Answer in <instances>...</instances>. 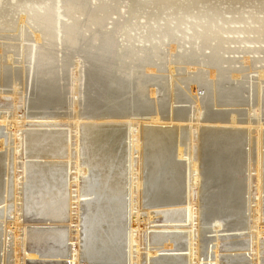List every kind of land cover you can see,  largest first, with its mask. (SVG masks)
<instances>
[{
	"label": "bare ground",
	"instance_id": "6f19581e",
	"mask_svg": "<svg viewBox=\"0 0 264 264\" xmlns=\"http://www.w3.org/2000/svg\"><path fill=\"white\" fill-rule=\"evenodd\" d=\"M11 33L15 42L5 41ZM1 38L0 88L17 96L30 80L33 107L73 108L67 116L35 115L39 121L28 126L55 129L24 132L14 149L12 133L18 138L23 125L17 104L12 120L0 117V151L8 147L0 156V254L14 247L10 264H25L17 255L20 211L54 223L76 205V243L66 233L36 230L23 240L32 259L63 240L65 256L54 246L53 257L69 264H148L158 251L184 247L187 238L188 256L152 263L200 264L202 225L215 223L218 233L224 219L242 214L246 197L260 214L264 0H0ZM235 54L242 57H229ZM190 100L192 114L175 107ZM219 106L245 108L214 109ZM64 126L67 131L56 130ZM251 162L255 182L248 177ZM141 195L148 205L183 206L165 212V222L186 223L169 229H189L187 236L143 232L134 212ZM88 196L94 201L83 216L81 263L79 208ZM5 260L1 255L0 264Z\"/></svg>",
	"mask_w": 264,
	"mask_h": 264
},
{
	"label": "rangeland",
	"instance_id": "374dc122",
	"mask_svg": "<svg viewBox=\"0 0 264 264\" xmlns=\"http://www.w3.org/2000/svg\"><path fill=\"white\" fill-rule=\"evenodd\" d=\"M137 1H139V0H137ZM125 3H126L125 5L127 7H129V5L131 6V2L127 1ZM58 12H59V10H58ZM58 19L61 22H66L67 21V20L64 21L65 18H63V17H59ZM108 28H110V26H108ZM13 35H14V33L9 34L8 37H10V38L7 37V38H4V40L6 39L5 41L15 42V41H13ZM31 36H33L32 33L30 34V37ZM2 39L3 38L0 39V43H1ZM28 44H31V42H28ZM233 47H235V46H233ZM229 57H231V58H235L236 57L238 59V58L242 57V55L235 54V55H232V56L229 55ZM254 57L257 58V56H254ZM27 59H30V57H27L26 59H24V62H26ZM15 67H17V68L20 67L21 68V65L15 66ZM237 67H240V66L238 65ZM258 67H260V66H258ZM22 68H25L26 70L29 69V67L26 65V63L23 65ZM251 76H254L256 78V77H258V74L257 75L254 74V75H251ZM69 81H67L68 83H66L67 84L66 93L68 94V95H66V100L67 99L69 100L70 92H71V85H72L71 83L72 82L71 81L69 82ZM256 81L257 80H255V83H256ZM30 82L31 81L29 80L28 81L29 85H30ZM25 84H26V86H25ZM25 84H23L25 87L23 85L19 87V89L21 91H18V95H17L18 97L15 96L14 94L12 95V92H11L12 89H9L8 87L7 88L5 87V89L4 88H0V94L1 93L3 94V95L2 94L0 95V117H4V118L6 117L8 119V121L10 119L12 120V117L14 115L15 106L17 104L16 107L20 111V113L18 114L19 115L18 117H20L21 118V122H23V125L21 124V126L19 128L20 132L18 133V136H17L18 138H16L14 136V134L12 133V139L13 140L11 142L12 143L11 147L13 149L15 147L14 144H16L14 140H18V139L20 140V136L24 132H27L29 130H50V129L53 130V129H55V127L54 128L53 127H51V128L50 127H40V128L32 127L31 128V126H28L32 122L34 123V122L39 121L38 119L35 118L36 117L35 115H43V114L47 115V113H48L49 116H54L55 115V117H56L57 115L58 116L59 115L65 116L66 115L65 113H67V115H71L73 113L71 111L73 108L71 106H69V103L68 104H61V105H58V106H46V107L43 106L44 108L41 107L43 109H41L40 106H37V108L39 107L40 109L35 108V106L33 107V105H35V104H30V99L31 98H30L29 89H28V86H27L28 84H27V82ZM23 88L26 89L24 92H23ZM4 91H5V93H4ZM10 92H11V94H9ZM20 92L22 94H20ZM21 95H22V97H21ZM1 96H3V97H1ZM12 98H13V100H12ZM72 98H73V96H72ZM245 98H246V100H248V97L245 96ZM14 99H15V101H14ZM250 100L255 101V99L250 98L248 100V102ZM252 101H250L251 104H253ZM16 102H18V103H16ZM190 102H191V100L189 102H187V103H184V104H176L175 107L178 108V110L181 107L180 109H184L187 112L190 111V114H192V112L195 109L194 108L195 104H193L192 102L190 103ZM169 106L170 105L166 106V110L169 109ZM192 108H194V109H192ZM230 108L231 109H229V107L219 106V108L217 107V108H214V109L218 110V111H221V109L223 111L227 110V112H228L229 110H234L235 108L236 109L240 108V110L241 109L243 110V108H245V107H239V108L238 107H230ZM80 109H82V108H80ZM42 112H43V114H42ZM68 112H69V114H68ZM167 112L169 113V110L166 111V113ZM35 113H37V114H35ZM243 118L244 117H242L241 119L243 120ZM261 118L264 119V116L261 115ZM57 128L58 127H56V130L67 131V128L65 126L64 127H60L58 129ZM4 133H6L5 130H4ZM24 136H25V134H24ZM7 148L8 147H6V149ZM6 149L0 151V156H2L1 154L5 155L7 153L5 151ZM248 150H249V148H248ZM247 155H248V160H249L250 152ZM19 157H20V155H19ZM26 161H29V160H26ZM17 163L18 164H22L23 160L19 158ZM182 163L186 164V161H183ZM253 165H256V164L255 163L253 164L251 162V164H249L247 169L250 171L249 176H248L249 179L251 178V175H253L254 176L253 177L254 178L253 181L255 182L256 179H257L256 178V173L254 171L251 172V168H252ZM255 168H256V166H255ZM17 172L19 174L22 173V169L19 168ZM20 183H23V182L21 181ZM19 189H22V187L20 186ZM69 190L70 191H74L75 189L69 188ZM18 193L22 194V191H19ZM142 196L143 195L140 196V204H141L140 212H137L136 211L137 209H135L134 212L137 213L135 215L136 217H140V219H139V220H141L140 221L141 222L140 226H141V228H142L141 230H143V232H146L149 236H158V235H160V236H168V235L179 236V235H182L183 236L184 235V238H185V236H187V233H188L189 229H182L181 231H180V229H169L170 227H174V228L175 227H180L181 228V226L190 227L189 225H186V223H183V224L182 223H176V224L173 223L172 224V223H169V222H165V214H164L165 212H167L169 210H174V209H176V207L179 209L180 207L182 208L183 206H176V207L152 206V205L145 204L144 203V198ZM245 196L246 195H244V197ZM134 198L137 201L138 195L135 194ZM19 199H22V195L19 196ZM194 200L195 201L197 200V194L195 195ZM93 201H94V196H88V197H86L84 199V203L82 205H80V208H79V211H80L79 212L80 213V222L82 221L81 224H80L81 225V235H80L81 238L79 240V243H81L80 244V259H82L81 263H85L84 262V254H85V224L83 222V219H84L83 216H84V214L86 212V204L87 203L88 204L92 203ZM74 202L75 201L69 202V205L71 203L73 204ZM19 205H22V201L19 202ZM4 206H5V204L1 203V201H0V212L4 208ZM255 206L256 205L254 203L250 204L249 198L246 197V200L245 201L243 200V205H242V207H243L242 214L244 216H242L241 211H240V214H239L240 217L237 214V215H235V217H233V219H231V217H229L228 219H224V224L225 225L223 224L224 226L221 227L222 229L221 228L219 229L218 233L214 230V226H215L214 222H213L214 224H212V225L208 224L206 226L204 225V227H202L203 225L201 226L203 232L201 233V237L199 239V248L201 249L200 253L204 251V254H201V256H200V260H201L200 264H216L218 258H219V260H218L219 264H226V263L227 264H231V263L232 264H235V263H238V264H264V235H263L264 234V199H263V202H262V204L260 206V214L258 216H257V213H256L257 210H256ZM72 209H76V205H70L69 206L68 217L63 222H54V223L45 222V221H38L36 218H34L32 216H27L23 211H20L19 212V216L21 215L20 216L21 225L19 226V228L24 230V231L19 232V234H20L19 237L22 240L20 242V244L22 246L18 248L19 253L17 255L20 257V260L22 258H24L25 264H57V263L58 264H69V262H70L69 259L67 260L66 258H54L53 257V254L55 252L54 246L56 248H59L62 251L63 255L65 256L66 244L63 242V240H62L61 243H58L56 245L54 244V246H53V244H51L50 246H45L43 249H40L41 251H40V253L38 255H36L37 257L35 259L30 258L29 255H34V253L29 248H27L26 246H23V244H24L23 240H25V234L28 231L36 230V231L49 232L50 234H59V233L60 234H64V233H66L67 234V238L66 239H68L69 241L73 239V241L69 242V244L76 243V238L77 237H76V233L75 232H76V225L77 224L73 223V222H76L77 220H76V218H74V219L71 218V215L73 216V215L76 214L74 211H72ZM244 211H245V213H243ZM1 215H2V213H0V222L3 221V219L1 218ZM236 222H237V224H236ZM198 223H202V222H198ZM208 223H210V222H208ZM227 223H228L229 226L227 225ZM196 224L197 223H194V225H196ZM0 226L2 227L1 223H0ZM211 227H212V229H211ZM206 230H207V232H205ZM260 231L262 233L261 236L258 235V233ZM10 236H11V234H10ZM257 238H259L260 242L257 241ZM148 240H149V238H148ZM187 240H188V238L185 241L186 242V244H185L186 246L184 245V247H181V248L180 247H178V248L173 247V249H170V250L158 251L156 253V255L152 257L151 261L148 262V264H153L152 262H154V261L156 262L157 260H160V261H167L168 259L176 260L178 258L188 256L189 255V249H188L189 241H187ZM7 243H8V241H7ZM11 243H12V241H11ZM149 248H151V247H149ZM14 250H15V248L12 247V248H9L8 251H6L5 253L3 252L2 254H0V256L3 255V254H6V257H7V260H5L6 264H10L11 263V262H8L9 255L11 253L13 254V256H15L14 253H13ZM142 253L146 255V253H147L146 249L144 251H142ZM214 256L217 258V260H216V258ZM258 258L260 259L259 262H258ZM235 259H237V261H235Z\"/></svg>",
	"mask_w": 264,
	"mask_h": 264
}]
</instances>
